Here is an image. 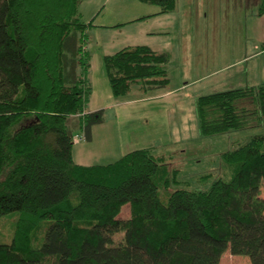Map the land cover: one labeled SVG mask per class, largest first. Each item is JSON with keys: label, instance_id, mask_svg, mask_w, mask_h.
Wrapping results in <instances>:
<instances>
[{"label": "trees", "instance_id": "1", "mask_svg": "<svg viewBox=\"0 0 264 264\" xmlns=\"http://www.w3.org/2000/svg\"><path fill=\"white\" fill-rule=\"evenodd\" d=\"M83 1L0 0V218L20 214L13 241L0 243V264H222L227 251L264 264L263 135L224 155L238 164L230 181L177 190L168 203L160 192L177 170L154 148L107 165L75 163L77 133L89 141L105 121L104 110L87 112L93 22L83 20ZM138 1L161 14L177 7ZM170 61L146 45L106 54L114 97L168 87ZM197 111L204 136L260 125L264 82L200 96ZM126 205L130 217L119 218Z\"/></svg>", "mask_w": 264, "mask_h": 264}, {"label": "rangeland", "instance_id": "2", "mask_svg": "<svg viewBox=\"0 0 264 264\" xmlns=\"http://www.w3.org/2000/svg\"><path fill=\"white\" fill-rule=\"evenodd\" d=\"M198 1L200 3H195L189 10L193 11V19L195 21L200 20L201 25H203L200 30L203 32L202 37L199 41L196 38L192 41L190 36L185 37L184 44L188 50L189 42L196 46V49H199L201 66L198 71L195 70L197 69L196 66L195 71H188L190 73L187 90L189 98L179 104L176 112L177 118L171 120L170 130L172 129V133L170 131L168 139L166 137L160 138L161 142L156 144L157 147L154 150L156 156L164 158L162 163L167 165L171 171L177 170V177L171 178L169 187L162 189L160 192V197L165 203H168L170 195L177 190L208 191L218 179L230 181L238 164H228L224 159V155L227 152L236 150L254 136H264V123L243 130H233L225 134L204 136L201 133L197 111L198 97L228 91L232 85L245 87L246 75L243 77L239 75V78H237L238 74L235 75V72H241L248 68L246 62L250 60L251 64L261 65L264 57L261 56L255 59V56H253L256 53L254 33L258 32L260 34L264 30V21L258 20L257 24L255 23L256 18L260 19L258 18L260 16L256 15L260 0L256 2L246 0V4L241 0ZM147 5L159 7L152 4ZM100 11L94 12L96 13L94 19L97 24L119 23L113 22L109 7L101 8ZM82 17L85 22L90 23L93 21H87L84 15ZM156 22H158L157 26L160 27L161 22ZM168 22L166 24L163 21L161 27H168ZM148 26L151 27V25ZM137 31V25L124 28L115 27L113 29L101 28L98 31L93 25L89 32L91 35L90 48H87L91 53L90 75L92 76L93 72L97 71V66H103L102 57L104 53H114L116 49L125 47L127 44L124 43L126 42L130 45H150L151 43V45L162 49H170L177 40L176 32L142 39L136 34ZM200 31L197 34H200ZM97 32L101 36V41L97 37ZM127 35L131 38L126 40L125 36ZM191 35L196 37V31ZM262 45L263 43H260L259 47ZM246 57L250 58L244 60L237 67L235 66L234 70H222L234 61ZM232 76L234 77L232 78ZM257 78L258 80H255L257 82H253L257 83L255 86L263 83L261 77L258 76ZM73 120V128L78 130V117L73 118ZM153 126L154 122L150 125H130L129 128L132 130L130 135L138 140L147 134L149 128L153 129ZM134 147V145L131 146L127 151L139 148V146ZM19 216V212H14L0 218V243L9 244L13 241ZM128 217H130V205L124 206L119 215V218L123 219ZM47 228L48 223L36 231L34 235L35 245L42 243ZM221 261L222 264H252L248 256L233 255L230 251L223 255Z\"/></svg>", "mask_w": 264, "mask_h": 264}, {"label": "crops", "instance_id": "3", "mask_svg": "<svg viewBox=\"0 0 264 264\" xmlns=\"http://www.w3.org/2000/svg\"><path fill=\"white\" fill-rule=\"evenodd\" d=\"M241 1L246 4V0ZM256 1L257 0H254V2ZM195 3L199 4L200 2L198 0H177V7L174 12L161 14L160 7L157 8L143 4L138 0L83 1L80 11L82 15L87 18V21L93 20V25L97 31L101 28L113 29L115 27L124 28L137 25L138 31L136 34L142 39L149 36L167 35L176 32L177 40L170 49H162L161 47L151 45V43L150 45H146L156 52L169 53L171 58L169 63V86L166 88L151 90L149 92H142L137 88H134L131 94L121 98H116L113 95L104 65V57L106 55L104 53L102 57L103 66H97V71L93 72L92 76L90 75L93 91L88 101L87 112L104 110L105 121L104 123L93 127L92 138L89 141L87 139L75 140L73 158L76 164L86 167L107 165L120 160L126 154L134 151V149L127 151L128 148L133 145L135 147L139 146L138 149H155L157 147L156 144L161 142L160 138L166 137L168 139L170 131L172 133V129L170 130L171 120L177 118L176 112L178 111L179 104L187 101L189 98L187 90L189 87L188 80L190 78V73L188 71H198L201 66V62L199 61V49H196V46L189 42L188 50L184 44L185 37L187 38L190 36L192 41H194V38L199 41L202 37L201 35L203 32L200 30L203 25H201L200 20L195 21L193 19V11L189 10V8L193 7ZM104 7H109L111 10L110 15L113 22L119 23L97 24L95 22L94 16L96 13L94 12H101L100 9ZM258 18L260 19L256 18V24L258 20L264 21V15ZM156 21H160L161 23L165 21L166 24L167 21H169V25L168 27H161V23L159 22L160 27H158V22ZM145 24L147 26H143ZM148 25H151V27ZM195 31L196 37L191 35L194 34ZM199 31L200 34H197ZM98 34L99 33L97 32V37L100 39L101 36ZM125 37L126 40L131 38L128 35ZM254 38L256 44L254 47L256 51L253 55L255 56L254 58L256 59L261 56L264 57V30H262L260 34L255 32ZM260 43H263V45L259 47ZM124 44H127L125 47L136 46L132 44L130 45L128 42ZM125 47L116 50L119 51ZM116 50L114 53L117 52ZM249 58L246 57L234 61V63L228 65L222 70H234L235 66L237 67L244 60ZM246 63H248V68H243L244 70L241 72H235V75L238 74L237 78H239V75L242 77L246 75L247 80L245 81V87L255 86L257 83L253 82H257L255 80H258V76L261 77L264 82V58L260 66L256 63L251 64L250 60ZM195 66L197 69H195ZM233 77L234 76H232V78ZM238 88L244 87H239L238 85H232L231 87V89ZM152 122H154L153 129L149 128L147 134L143 135L138 140H136V137L130 135L132 133V130L129 128L130 125H150ZM76 136L83 137L84 134L78 132Z\"/></svg>", "mask_w": 264, "mask_h": 264}, {"label": "built area", "instance_id": "4", "mask_svg": "<svg viewBox=\"0 0 264 264\" xmlns=\"http://www.w3.org/2000/svg\"><path fill=\"white\" fill-rule=\"evenodd\" d=\"M76 139H77V140H82V139H86V138H85V136H83V137H82V136H76L75 140H76Z\"/></svg>", "mask_w": 264, "mask_h": 264}]
</instances>
